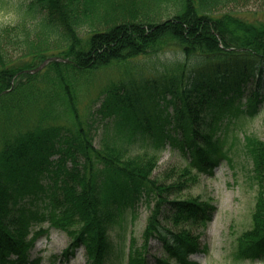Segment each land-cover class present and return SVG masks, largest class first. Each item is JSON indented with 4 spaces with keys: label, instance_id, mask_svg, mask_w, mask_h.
I'll return each instance as SVG.
<instances>
[{
    "label": "trees",
    "instance_id": "obj_1",
    "mask_svg": "<svg viewBox=\"0 0 264 264\" xmlns=\"http://www.w3.org/2000/svg\"><path fill=\"white\" fill-rule=\"evenodd\" d=\"M229 2L24 0L17 5L19 23L0 27V264H35L29 251L49 230L45 222L71 237L66 255L83 246L88 264H108L114 253L111 227L126 229L123 222L129 213L136 216L140 201L151 214L142 244L131 236L126 264H148L153 237L165 252L158 264H193L190 253L201 247L191 229L207 223L212 206L198 197L180 199L181 182L152 175L166 142L190 155L179 169L182 177L194 168L211 172L222 158L234 165L233 148L242 145L258 189L252 224L237 236L235 257L264 256V140L245 130L239 135L264 99L257 88L243 101L253 62L264 61V19L234 10L219 14ZM113 12L124 13L112 17ZM4 41L24 52L8 58ZM169 49L184 59L162 62V89L146 85L150 80L134 87L135 73L127 66ZM51 56L68 61L26 71ZM112 67L124 68L125 77L106 85L91 100L103 94L99 108L83 114V90ZM159 91L176 106L175 113L141 116L139 93L149 107L158 105ZM96 113L104 120L114 117L104 121L106 127L116 124L100 146ZM178 129L180 134L173 132ZM138 141L156 150L133 154ZM170 171L172 176L177 169Z\"/></svg>",
    "mask_w": 264,
    "mask_h": 264
},
{
    "label": "rangeland",
    "instance_id": "obj_2",
    "mask_svg": "<svg viewBox=\"0 0 264 264\" xmlns=\"http://www.w3.org/2000/svg\"><path fill=\"white\" fill-rule=\"evenodd\" d=\"M23 3L24 0H0V27L10 26L17 24L20 21L17 13V5ZM123 9V7H122ZM234 10L242 17L245 16L249 19L258 17L264 19V0H231L226 5L220 6V10L217 11L219 14L224 11ZM14 14V20L5 19L9 14ZM124 13V12H123ZM122 12H113L112 17L123 14ZM168 15V11H165L163 18ZM120 17V16H119ZM118 18V17H116ZM11 32V31H10ZM13 34V32H11ZM17 34V31H16ZM7 40V39H6ZM4 47L7 51L8 58H18L24 52L21 51L20 47L15 44L6 43L4 41ZM180 59H184L180 53L174 49L167 50L166 53L158 54L153 57H140L133 61L132 73H135L136 86L143 85L144 82L150 80L148 86H156L162 89L161 71L162 62L174 64ZM254 63V75H251L249 81L246 82L245 98L246 102L248 95L257 88H261L264 94V61L256 58ZM203 67V66H202ZM206 69V68H205ZM44 70V69H43ZM40 70L39 72L43 71ZM124 71L117 67L108 68L95 78L94 82L89 88L83 90V97L80 101V108L83 114H86L99 108L103 94L97 101H91L102 89L112 83V81L119 82L125 76L122 73ZM164 74V73H163ZM162 74V75H163ZM141 75V76H140ZM262 77V78H260ZM260 82L258 84V80ZM156 81V83H155ZM145 85V84H144ZM141 92L142 90H137ZM141 94V100L137 102V107L141 111V116L144 114L157 115L160 113L165 116L175 113L174 104L167 103L163 98L162 93L159 91L155 100L159 101L158 105L151 104L149 107L146 105L147 97ZM196 92L194 93V95ZM171 97V93L167 92L165 95L166 99ZM180 103V100H179ZM259 110L255 115L247 116V120L243 122V130L251 132L258 138L264 140V99L258 104ZM144 113V114H142ZM97 114V113H96ZM98 117V129L95 134L96 146L101 145V139L106 131H114L116 124L110 122L109 127L104 125V119L100 114ZM114 120V117H109L107 120ZM239 135L243 136V131L239 132ZM133 154L142 153L144 151H155L156 148L150 143H140L139 141L134 144L131 148ZM233 156L236 163V167H232L225 160H221L217 164L212 174L205 172L200 173L196 177L194 176L195 170L191 171L190 175L181 176V171L184 165L188 162V156L181 153L178 147L166 145L164 148L157 152L158 163L153 171L152 175L160 180H166L169 183H182L180 189H176L180 199L184 197H198L201 201H209L212 205V215L207 224L204 226L198 224L194 226L191 231L193 234H199V242L201 247H206L204 250L197 251L190 256L195 262L194 264H264V258H256L253 260H239L235 257V250L237 245V236L241 234L244 229H247L252 224V211L256 202V193L258 185L255 181L249 178V160L242 152V145H238L233 148ZM176 168L177 172H172L170 169ZM180 169V170H179ZM174 195V194H173ZM171 195V197H173ZM136 216L130 219V213L127 220L124 219L126 229H121L122 226L115 225L110 229L111 241L114 244L115 252H118L122 247L124 252L120 257H117L113 253L109 258L108 264H126L127 257L126 252L129 249L130 237L136 236L138 244H142L143 241V230L147 225V219L150 215V210L145 203L140 201V204L136 208ZM118 219V218H117ZM124 231V238L122 239L119 232ZM132 234V235H131ZM35 246L31 249V257L42 256L40 264H53L54 256H58V263L60 264H88L86 257V250L83 247H79L73 256L68 259H63L64 248L67 247L71 242V237L66 231H62L57 228H52L50 232L41 234L37 238ZM164 255L163 245L158 239L154 238L150 242V259L149 264H157L156 257H162Z\"/></svg>",
    "mask_w": 264,
    "mask_h": 264
},
{
    "label": "water",
    "instance_id": "obj_3",
    "mask_svg": "<svg viewBox=\"0 0 264 264\" xmlns=\"http://www.w3.org/2000/svg\"><path fill=\"white\" fill-rule=\"evenodd\" d=\"M62 60L61 58H59V57H50V58H47V59H45V62L44 63H42L39 67H37V68H34V70H32V72H34V71H37V70H39V69H41V68H43L44 66H45V64H47L48 62H49V60Z\"/></svg>",
    "mask_w": 264,
    "mask_h": 264
},
{
    "label": "clouds",
    "instance_id": "obj_4",
    "mask_svg": "<svg viewBox=\"0 0 264 264\" xmlns=\"http://www.w3.org/2000/svg\"><path fill=\"white\" fill-rule=\"evenodd\" d=\"M5 19H6V20H7V19H12V20H14V14L9 13V14L5 17Z\"/></svg>",
    "mask_w": 264,
    "mask_h": 264
}]
</instances>
